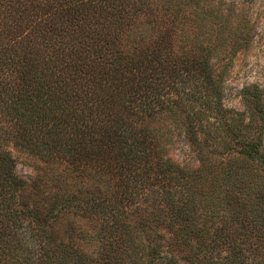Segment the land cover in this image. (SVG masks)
I'll list each match as a JSON object with an SVG mask.
<instances>
[{
	"label": "trees",
	"instance_id": "obj_1",
	"mask_svg": "<svg viewBox=\"0 0 264 264\" xmlns=\"http://www.w3.org/2000/svg\"><path fill=\"white\" fill-rule=\"evenodd\" d=\"M250 31L224 0H0V264H264V88L226 100Z\"/></svg>",
	"mask_w": 264,
	"mask_h": 264
},
{
	"label": "rangeland",
	"instance_id": "obj_2",
	"mask_svg": "<svg viewBox=\"0 0 264 264\" xmlns=\"http://www.w3.org/2000/svg\"><path fill=\"white\" fill-rule=\"evenodd\" d=\"M226 4L237 5L240 21H244L251 29L252 45L240 52L234 60L227 81V106L242 109L239 91L246 85L257 83L264 88V0H224ZM13 156L17 160V172L27 181H31L37 172L33 164L24 154L18 153L11 147ZM176 160L184 161L186 152L176 150Z\"/></svg>",
	"mask_w": 264,
	"mask_h": 264
}]
</instances>
